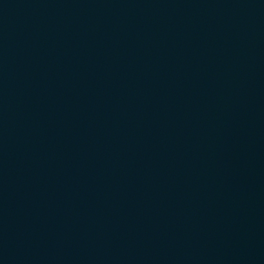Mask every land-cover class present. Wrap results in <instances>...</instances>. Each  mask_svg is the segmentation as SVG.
<instances>
[{"label":"water","instance_id":"1","mask_svg":"<svg viewBox=\"0 0 264 264\" xmlns=\"http://www.w3.org/2000/svg\"><path fill=\"white\" fill-rule=\"evenodd\" d=\"M0 264H264V0H0Z\"/></svg>","mask_w":264,"mask_h":264}]
</instances>
